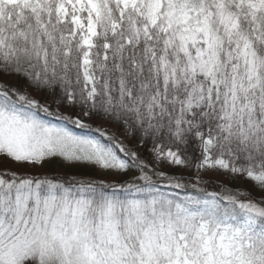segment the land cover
<instances>
[{
  "label": "snow or ice",
  "instance_id": "obj_1",
  "mask_svg": "<svg viewBox=\"0 0 264 264\" xmlns=\"http://www.w3.org/2000/svg\"><path fill=\"white\" fill-rule=\"evenodd\" d=\"M53 159L0 264H264V0H0V164Z\"/></svg>",
  "mask_w": 264,
  "mask_h": 264
},
{
  "label": "rangeland",
  "instance_id": "obj_2",
  "mask_svg": "<svg viewBox=\"0 0 264 264\" xmlns=\"http://www.w3.org/2000/svg\"><path fill=\"white\" fill-rule=\"evenodd\" d=\"M61 162V161H60ZM50 160L46 161L43 165V167L37 166L36 168H22V169H18L16 165L11 164V163H7V164H0V169H3L4 167H7L9 169L12 170H20V171H26L29 174H35V175H46V170L49 166ZM62 165L64 166L62 169L63 171H65V169L67 168V165H65L63 162H61ZM58 164H56L57 166ZM165 171H176L178 173H181L183 175H185L186 177H188L189 179H192L193 181L195 180V173L192 170H185V169H169V168H165ZM200 180L202 182H209L210 184H214V185H218V184H224V183H229V181L224 177V176H218L215 173H208V174H204L202 176H200ZM232 186L234 187H239L242 191L244 188L246 187H250L251 185L242 181V180H236V181H232ZM213 188H219L220 187L216 186Z\"/></svg>",
  "mask_w": 264,
  "mask_h": 264
},
{
  "label": "trees",
  "instance_id": "obj_3",
  "mask_svg": "<svg viewBox=\"0 0 264 264\" xmlns=\"http://www.w3.org/2000/svg\"><path fill=\"white\" fill-rule=\"evenodd\" d=\"M69 127H70V130H72L73 132H75L78 135H83V134H86L88 132V130H82L76 126H69ZM93 134H94V132H93ZM56 164H58V165L56 166ZM63 167L64 166L62 165V163L60 162L59 159L50 160L49 166L46 170V175H51L53 173L63 174L65 172L75 173L78 171V169L70 168L68 166L65 169V171H63V169H62ZM189 180H192V179H189ZM185 182H188V181H185ZM199 186L202 188H207V190L209 192H212V191L220 192L221 191V189H219V188H213V186L216 187L217 185L210 184L209 182L208 183L207 182H205V183L201 182V184Z\"/></svg>",
  "mask_w": 264,
  "mask_h": 264
}]
</instances>
